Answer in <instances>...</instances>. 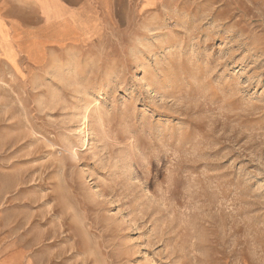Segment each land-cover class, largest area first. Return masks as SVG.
<instances>
[{
    "label": "rangeland",
    "instance_id": "obj_1",
    "mask_svg": "<svg viewBox=\"0 0 264 264\" xmlns=\"http://www.w3.org/2000/svg\"><path fill=\"white\" fill-rule=\"evenodd\" d=\"M107 9L54 44L0 7V257L264 264V0Z\"/></svg>",
    "mask_w": 264,
    "mask_h": 264
},
{
    "label": "crops",
    "instance_id": "obj_2",
    "mask_svg": "<svg viewBox=\"0 0 264 264\" xmlns=\"http://www.w3.org/2000/svg\"><path fill=\"white\" fill-rule=\"evenodd\" d=\"M12 5L31 6L34 14H37L42 20L53 24L54 32L48 36L54 44L62 41H71L73 38H83L94 33L99 26H103L107 19L104 15L107 13L109 5H114V0H0V7ZM64 27V29H59ZM3 29L0 26V60L11 64L14 61L15 54L23 55L27 50L15 49L5 42ZM5 42V43H4ZM34 50V51H33ZM31 57H38L39 52L33 46L29 49ZM11 61H10V60ZM0 257V264H5ZM21 264H28L26 259Z\"/></svg>",
    "mask_w": 264,
    "mask_h": 264
}]
</instances>
